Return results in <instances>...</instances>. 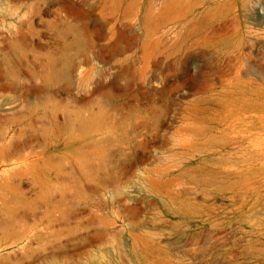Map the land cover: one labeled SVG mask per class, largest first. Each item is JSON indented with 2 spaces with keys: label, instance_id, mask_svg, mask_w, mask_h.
I'll return each mask as SVG.
<instances>
[{
  "label": "rangeland",
  "instance_id": "1",
  "mask_svg": "<svg viewBox=\"0 0 264 264\" xmlns=\"http://www.w3.org/2000/svg\"><path fill=\"white\" fill-rule=\"evenodd\" d=\"M0 264H264V0H0Z\"/></svg>",
  "mask_w": 264,
  "mask_h": 264
},
{
  "label": "bare ground",
  "instance_id": "2",
  "mask_svg": "<svg viewBox=\"0 0 264 264\" xmlns=\"http://www.w3.org/2000/svg\"><path fill=\"white\" fill-rule=\"evenodd\" d=\"M80 1V0H79ZM55 2V1H54ZM56 3H58V2H56ZM71 3V2H70ZM79 3V2H78ZM72 4V3H71ZM64 7V6H63ZM61 8V7H60ZM65 8V7H64ZM78 8V7H77ZM75 10V9H74ZM79 10V9H78ZM83 11V10H82ZM87 12V11H86ZM64 14V13H63ZM84 14V13H83ZM68 15V14H67ZM78 16V15H77ZM87 16V15H86ZM90 17V16H89ZM72 18V17H71ZM65 19V18H64ZM85 19V18H84ZM88 19V18H87ZM73 20V19H72ZM78 20H80V19H78ZM83 20V19H82ZM77 21V20H76ZM75 21V22H76ZM90 21V20H89ZM78 22V21H77ZM83 22V21H82ZM115 36V35H114ZM108 38V37H107Z\"/></svg>",
  "mask_w": 264,
  "mask_h": 264
}]
</instances>
